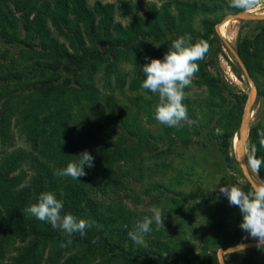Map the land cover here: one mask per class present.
I'll return each instance as SVG.
<instances>
[{
	"label": "trees",
	"instance_id": "1",
	"mask_svg": "<svg viewBox=\"0 0 264 264\" xmlns=\"http://www.w3.org/2000/svg\"><path fill=\"white\" fill-rule=\"evenodd\" d=\"M156 1L137 14L129 2L0 0V264H218L220 248L243 242L247 232L239 228L237 206L232 219L215 217L192 236L194 198L157 181L143 195L162 206L164 228L153 223L147 247L128 235L151 215L128 207V188L165 172L183 149L200 144L203 133L223 164L238 172L232 140L247 99L224 82L218 67L225 57L219 17L242 11L230 0ZM189 35L192 43L210 45L184 89L183 103L196 123L169 127L155 119L159 97L141 87L142 67L162 60L172 41ZM235 50L264 99V24L251 35L239 31ZM232 70L243 75L238 65ZM258 131H264V119L249 127L248 157L253 145L264 157ZM16 134L23 146L13 147ZM84 151L94 157L87 175H56ZM257 174L264 181V165ZM229 185L251 188L236 178ZM44 192L63 202L61 215L101 227L74 233L67 245L65 233L25 211ZM239 255L225 254V263H264V249H248L236 262Z\"/></svg>",
	"mask_w": 264,
	"mask_h": 264
},
{
	"label": "clouds",
	"instance_id": "2",
	"mask_svg": "<svg viewBox=\"0 0 264 264\" xmlns=\"http://www.w3.org/2000/svg\"><path fill=\"white\" fill-rule=\"evenodd\" d=\"M261 0H230V7L240 9L247 13L260 6ZM210 50V45L205 40L191 42V36H181L171 43L163 59H151L150 63L142 67L145 79L141 87L158 94L159 103L155 109V119L169 127H182L184 123L189 126L196 122L188 116L187 106L183 101L187 97L184 91L192 83L194 75L199 71V61H203ZM147 59V58H145ZM259 144L264 147V131H258ZM257 148L253 145L246 166L258 173L264 165V157H257ZM76 159L70 161L63 169H58L56 175L71 177L77 180L87 175L85 168L94 167V157L87 151L78 154ZM215 191V190H214ZM219 192L227 197L230 206H237L242 215L239 228L247 232L248 236L256 241L258 249H264V181L253 184L249 191H244L237 185L219 187ZM63 202L58 200L51 192L41 193L38 202L31 204L25 211L36 219L48 222L54 229H60L68 237L67 245L72 243L74 233L85 234V230L95 225L94 221L79 219L71 213L61 215ZM150 216L138 220L134 230L128 233L130 239L137 245L147 247L145 236L152 231L155 223L157 229L164 228L165 218L162 209L152 206L148 209ZM247 239V238H246ZM62 245V246H67ZM247 245L238 243L226 252L227 256L233 253L243 254Z\"/></svg>",
	"mask_w": 264,
	"mask_h": 264
},
{
	"label": "rangeland",
	"instance_id": "3",
	"mask_svg": "<svg viewBox=\"0 0 264 264\" xmlns=\"http://www.w3.org/2000/svg\"><path fill=\"white\" fill-rule=\"evenodd\" d=\"M91 2L94 0H90ZM102 2H112L116 6L121 3L129 2L136 8L137 14L143 13L146 5L149 2H157L156 0H100ZM248 14H264V0H261L260 6L254 8ZM228 16V15H227ZM227 16H220L219 23L216 25L221 38H224L230 42V45L235 49L237 35L240 32L251 35L256 29L264 24L260 21L243 20L238 21L235 19H228ZM117 19L123 23L127 22V18H121L119 14L116 15ZM220 38V37H219ZM222 42V41H221ZM223 52L225 57L220 56L218 59L219 74L224 82L234 91H242L247 93L250 91L251 82L247 77L237 75L233 72L232 68H236L238 65L232 52L227 50L223 46ZM128 69V67H126ZM105 79L102 75L98 77V84L103 86ZM111 83L114 84V79H111ZM194 94H199V97L203 96V93L198 89H193ZM264 119V99L255 95L250 115L248 118V126L262 121ZM200 144H194L188 149H183L182 157L173 160L170 168L163 173H156L154 175H145L142 181L132 183L128 188L127 205L131 209H148L154 206L149 202V197L143 195V191L150 186L152 182H163L171 188L181 190L194 198L190 201V204L195 206L196 220L192 225V236L199 234L207 225L212 223V219L227 217L232 219L233 206L229 205L227 197L223 196L219 192V187L229 185L231 178H236L238 181L243 182L245 177L240 169L238 160L235 154V147L237 143V136L232 140V152L235 158V162L238 172L231 169L229 166L224 165L222 157L217 149L216 144L205 133L202 134ZM13 147L23 146L21 138L14 136L12 143ZM245 157L248 159L247 139L245 140ZM250 174L256 184L262 182L256 172H253L248 167ZM215 190V191H214ZM138 199V200H137ZM162 209V206L158 205ZM148 213H150L148 211ZM151 214V213H150ZM247 238V239H246ZM194 243L200 247V241L193 240ZM252 238L248 236V233L244 236L243 243L253 242ZM247 251V250H246ZM246 251L240 254L236 262L241 261ZM239 254V253H237ZM264 264V263H260Z\"/></svg>",
	"mask_w": 264,
	"mask_h": 264
},
{
	"label": "water",
	"instance_id": "4",
	"mask_svg": "<svg viewBox=\"0 0 264 264\" xmlns=\"http://www.w3.org/2000/svg\"><path fill=\"white\" fill-rule=\"evenodd\" d=\"M228 19H235L238 21H243V20H252V21H264V14H260V15H254V14H248V13H244V12H239V13H235V14H230L227 16ZM217 31V30H216ZM218 36L220 37L223 46L232 52L238 66L240 67L243 75L245 77H247V79L250 80L251 82V88L250 91L247 94V99H246V103H245V107L243 110V114L241 117V122L238 128V135H237V143H236V147H235V154H236V158L238 160L240 169L245 177V180L252 186L253 184H256L250 174V171L248 169V167L246 166V157H245V140L248 138V130H249V126H248V118L250 115V111H251V107L255 98V95L257 93V89H256V85L254 83V81L250 78L249 74L247 73V70L244 66V64L242 63L241 59L239 58L237 52L235 49H233L230 45V43L224 39L221 38V36L219 35L218 31H217ZM247 245L246 250L248 249H252L256 247V241L253 242H249V243H245ZM234 246H230L227 248H220L221 252H226L229 248H233ZM220 250L217 251V260H218V264H226L225 260H224V255L220 252ZM245 250V251H246Z\"/></svg>",
	"mask_w": 264,
	"mask_h": 264
},
{
	"label": "bare ground",
	"instance_id": "5",
	"mask_svg": "<svg viewBox=\"0 0 264 264\" xmlns=\"http://www.w3.org/2000/svg\"><path fill=\"white\" fill-rule=\"evenodd\" d=\"M256 15H260V14H256ZM228 41V40H227ZM229 42V41H228ZM230 43V42H229Z\"/></svg>",
	"mask_w": 264,
	"mask_h": 264
}]
</instances>
